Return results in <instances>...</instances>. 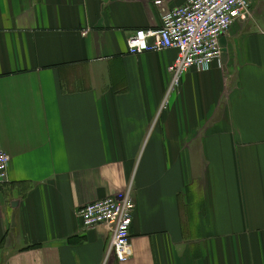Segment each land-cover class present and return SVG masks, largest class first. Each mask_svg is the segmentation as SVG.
Here are the masks:
<instances>
[{
  "label": "crops",
  "instance_id": "crops-1",
  "mask_svg": "<svg viewBox=\"0 0 264 264\" xmlns=\"http://www.w3.org/2000/svg\"><path fill=\"white\" fill-rule=\"evenodd\" d=\"M156 1L0 0V264H264V0L165 108L177 51L128 48ZM130 183L120 262L77 212Z\"/></svg>",
  "mask_w": 264,
  "mask_h": 264
},
{
  "label": "built area",
  "instance_id": "built-area-1",
  "mask_svg": "<svg viewBox=\"0 0 264 264\" xmlns=\"http://www.w3.org/2000/svg\"><path fill=\"white\" fill-rule=\"evenodd\" d=\"M156 3L162 4L161 0ZM251 0H187L175 8H162L161 26L139 29L128 41L131 54L175 49L177 57L169 66L170 92L192 68L207 71L222 54L221 40L238 19L249 16ZM168 101L166 96L164 106ZM11 157L0 150V186L7 180ZM136 208L133 186L113 196L92 202L77 212L83 230L105 224L110 230L107 256L120 262L133 255L131 225Z\"/></svg>",
  "mask_w": 264,
  "mask_h": 264
},
{
  "label": "rangeland",
  "instance_id": "rangeland-1",
  "mask_svg": "<svg viewBox=\"0 0 264 264\" xmlns=\"http://www.w3.org/2000/svg\"><path fill=\"white\" fill-rule=\"evenodd\" d=\"M251 2H252V0H251ZM251 6H252V3H251V5H250V11H249V17H250V15H251ZM238 20H243V19H238ZM237 20V21H238ZM232 27V26H231ZM221 47L223 48V46H222V44H221ZM215 62V61H214ZM213 62V63H214ZM174 63V62H173ZM172 63V64H173ZM213 65V64H212ZM212 67V66H211ZM192 69H195V68H192ZM211 69V68H210ZM209 69V70H210ZM197 70V69H196ZM199 71V70H198ZM208 71V70H207ZM200 72H202V71H200ZM184 77V76H183ZM183 79V78H182ZM182 79H181V81H180V83H179V85L174 89L175 91L180 87V85H181V82H182ZM175 91H173V92H175ZM169 92H170V84H169V87H168V91H167V94H169ZM173 92H171V93H173ZM168 97H169V95H167ZM166 105H167V102H166ZM166 105L164 106L163 105V108H165L166 107ZM5 151V150H4ZM8 153V152H7ZM10 163H11V160H10ZM9 167H10V164H9ZM9 167H8V171H9ZM7 178H8V174H7ZM132 184V183H131ZM132 186H133V184H132ZM87 205V204H86ZM85 205V206H86ZM84 207V206H83ZM82 208V207H81ZM79 217V216H78Z\"/></svg>",
  "mask_w": 264,
  "mask_h": 264
},
{
  "label": "water",
  "instance_id": "water-1",
  "mask_svg": "<svg viewBox=\"0 0 264 264\" xmlns=\"http://www.w3.org/2000/svg\"><path fill=\"white\" fill-rule=\"evenodd\" d=\"M221 43H222V40H221ZM223 44V43H222ZM223 46V45H222ZM223 53H222V57L224 58V61H225V58H226V49L223 48L222 49Z\"/></svg>",
  "mask_w": 264,
  "mask_h": 264
}]
</instances>
